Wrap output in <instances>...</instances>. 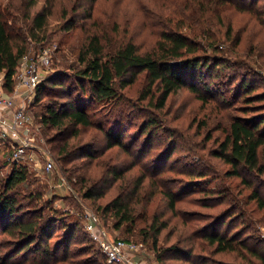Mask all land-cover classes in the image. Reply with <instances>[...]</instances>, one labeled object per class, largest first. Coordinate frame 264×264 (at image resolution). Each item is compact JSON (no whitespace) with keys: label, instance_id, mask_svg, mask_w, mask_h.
<instances>
[{"label":"rangeland","instance_id":"1","mask_svg":"<svg viewBox=\"0 0 264 264\" xmlns=\"http://www.w3.org/2000/svg\"><path fill=\"white\" fill-rule=\"evenodd\" d=\"M45 1L24 9L20 0H0L27 50L52 51L43 73L52 82L28 107L32 145L21 164L27 180L7 195L15 198L19 218L56 224L47 242L39 240L41 249L47 243L44 253H17L18 237L0 232V264H109L85 231L89 212L111 237L137 244L136 264H264V209L253 197L259 190L264 200V172L236 176L218 155L247 99L253 108L246 115H264V0H50L44 26L33 29ZM165 31L185 35L198 49L194 55L222 59L219 78H204L210 92H195L187 83L161 105V91L141 72L117 87L111 102H84L91 126L42 122L46 106L66 105L59 85L75 89L79 53L90 37H100L104 53L128 42L146 53ZM70 97L84 99L75 90ZM150 120L155 126L148 129ZM116 140L121 144L109 147ZM7 151L8 144H0L2 181L15 163ZM47 159L54 163L50 172ZM87 189L101 196L85 197ZM116 197L132 217L123 224L103 212ZM214 234L233 249L218 250L208 238Z\"/></svg>","mask_w":264,"mask_h":264},{"label":"trees","instance_id":"2","mask_svg":"<svg viewBox=\"0 0 264 264\" xmlns=\"http://www.w3.org/2000/svg\"><path fill=\"white\" fill-rule=\"evenodd\" d=\"M20 2L24 9H28L34 5L35 0H20ZM50 2V0H46L42 9L33 16V29L41 30L44 26L48 14L47 5L50 6ZM5 17V10L0 9V71L4 73L6 89L10 91L13 75L27 48L25 36L17 29L18 24L14 21L9 25ZM26 32V34H30L31 28ZM197 50L181 32L165 31L152 51L140 53L134 43L128 42L112 52L104 53V45L100 42V37L93 35L80 50L81 67L74 74L78 80L75 89L71 84L66 89L63 83L59 85L63 97L68 98L66 105L60 108L52 105L46 106L42 122L56 128H64L66 124L91 126L93 120L86 109L88 105L85 106L84 102L86 100L103 104L111 102L117 97V87L129 84L141 72L146 74L150 87H156L161 91L162 98L159 103L161 105L170 93L177 91L187 83L192 86L190 87L195 92H201L202 89L210 92V83L204 78L206 76H210V79L219 78L218 69H222L224 64L218 57H215L213 61L210 57L194 55ZM49 82L52 80L41 81L35 90L34 101ZM198 82L202 84L201 88L197 87ZM248 86L247 83L243 84L242 90H246ZM74 90L81 93L84 98L81 100L83 103L70 97ZM217 95H221V93H217ZM251 102V99L246 100V104L241 110L244 115L236 116L231 120L229 130L220 143L218 155L233 167L232 171L236 176H242L240 170L260 174L264 172V115H246V112H250L253 108ZM154 126V122L150 120L146 128L151 129ZM117 137L119 138L120 135ZM116 144H121V141L116 140L110 143L109 147ZM21 164L20 162L14 163L6 178L3 181L0 178V232L18 237L16 241L17 253L32 251V249L35 250V253H44L47 243L41 249L42 245L39 240L45 239L47 242L56 223H52L48 219L43 220L40 216L27 220L19 218L16 213L15 198L7 195L8 192L27 180V171ZM84 196L98 197L101 196V192L87 189ZM253 197L264 209V200L261 198L259 190L254 191ZM170 203L174 204L173 197H170ZM109 211L115 213L119 224L132 219L127 204L121 201L120 197L114 198L103 208L104 213ZM155 231L158 232L156 229ZM208 238L212 244H217L218 250L233 249L229 239L221 234L209 235Z\"/></svg>","mask_w":264,"mask_h":264},{"label":"built area","instance_id":"3","mask_svg":"<svg viewBox=\"0 0 264 264\" xmlns=\"http://www.w3.org/2000/svg\"><path fill=\"white\" fill-rule=\"evenodd\" d=\"M52 63V51L45 46L27 50L13 75L10 91L6 89L5 75L0 71V144H8L7 156L15 163L26 162V154L32 145L27 135L30 124L28 107L33 103L35 90L43 80V73ZM54 163L47 159L45 170L52 171ZM85 231L104 255L109 264H136L138 246L132 241L111 237L100 225L99 216L89 212Z\"/></svg>","mask_w":264,"mask_h":264}]
</instances>
